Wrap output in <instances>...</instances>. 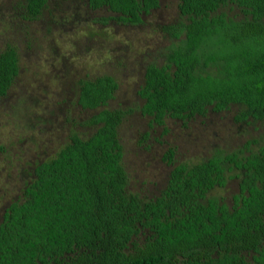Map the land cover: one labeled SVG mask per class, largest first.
Here are the masks:
<instances>
[{
  "label": "trees",
  "instance_id": "1",
  "mask_svg": "<svg viewBox=\"0 0 264 264\" xmlns=\"http://www.w3.org/2000/svg\"><path fill=\"white\" fill-rule=\"evenodd\" d=\"M47 0H22L24 19ZM118 21L137 23L159 0H84ZM178 16L161 25L167 43L148 62L137 93L150 122L182 120L240 103L236 119L264 117V0H177ZM238 16V18H235ZM106 17H101L105 21ZM17 47H0V97L19 70ZM111 74L80 77L75 103L91 109L53 156L35 162L19 195L0 213V264H264V145L173 163L155 193L128 187L117 125L108 107ZM67 119V118H66ZM72 125L75 120H71ZM4 145L0 144V151ZM228 163V164H226ZM237 169L231 204L210 193Z\"/></svg>",
  "mask_w": 264,
  "mask_h": 264
},
{
  "label": "rangeland",
  "instance_id": "2",
  "mask_svg": "<svg viewBox=\"0 0 264 264\" xmlns=\"http://www.w3.org/2000/svg\"><path fill=\"white\" fill-rule=\"evenodd\" d=\"M19 1L0 0V47L12 41L19 56L18 73L0 97V213L20 194L33 164L53 156L70 128L81 135L90 131L77 124L92 112L75 103L80 77L107 73L116 80L106 105L123 110L117 125L122 163L129 189L139 193L163 186L170 166L164 160L167 147H173V162L192 163L232 151L255 134L232 119L238 104L186 120L165 116L162 124H149L150 116L141 113L137 89L142 72L148 62L162 60L167 37L161 25L177 18V0H159L137 23L107 18L115 14L105 7L91 9L84 0H47L41 13L28 20L17 9ZM236 181L227 178L210 193L230 201Z\"/></svg>",
  "mask_w": 264,
  "mask_h": 264
},
{
  "label": "flooded vegetation",
  "instance_id": "3",
  "mask_svg": "<svg viewBox=\"0 0 264 264\" xmlns=\"http://www.w3.org/2000/svg\"><path fill=\"white\" fill-rule=\"evenodd\" d=\"M235 18H238V16H235ZM164 33V32H163ZM145 67V66H144ZM144 70V69H143ZM233 104H238L239 105V108H240V103H230L226 108H228L229 106H231V105H233ZM225 109V108H224ZM212 110V109H211ZM222 110V109H221ZM213 111H215V110H213ZM217 111H219V110H217ZM239 113V109L233 114V116H232V119L235 121V122H237L238 123V125L240 126L239 128H241L242 130H243V128L244 127H242V126H250L251 128H252V130L253 131H255V134L254 135H251V134H249L247 137H245V140L240 144V146H242V144L246 141V140H251V139H253L254 141L253 142H251V144H249V146H254V145H264V143L262 142V140L264 139V131H262V132H259V133H257L258 132V130H260L261 129V127L263 128V130H264V123H262L263 121H264V117L263 118H261V119H259V118H253V117H251V116H248V117H246V118H244V119H236V114H238ZM245 130V129H244ZM261 143H263V144H261ZM240 146H238V147H240ZM258 146H256V147H254V148H257ZM173 163H176V162H173ZM168 164V163H167ZM226 164H228V163H226ZM170 166H171V163L169 164ZM229 165V164H228ZM170 166H169V168H170ZM169 170V169H168ZM231 171V172H230ZM235 172H237V169H231V170H229V171H227V174L229 173V175H227V177H226V179L227 178H231V177H234V178H236L237 179V181H236V190H234V191H232L231 192V194H230V196H229V198H230V201H227L226 199H225V197L223 196V195H221L220 194V196H222L223 198H224V200H225V202L227 203V204H231V202H232V198H233V196H234V194H236V193H238V180H239V178H238V176L235 174ZM225 183H226V181H225ZM225 183L223 184V185H225ZM222 185V186H223Z\"/></svg>",
  "mask_w": 264,
  "mask_h": 264
}]
</instances>
